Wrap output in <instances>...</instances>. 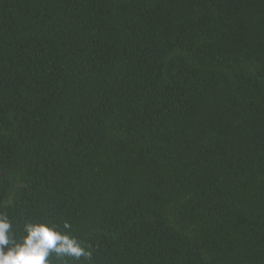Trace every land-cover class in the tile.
<instances>
[{
	"label": "trees",
	"instance_id": "obj_1",
	"mask_svg": "<svg viewBox=\"0 0 264 264\" xmlns=\"http://www.w3.org/2000/svg\"><path fill=\"white\" fill-rule=\"evenodd\" d=\"M0 211L65 264H264V0H0Z\"/></svg>",
	"mask_w": 264,
	"mask_h": 264
},
{
	"label": "clouds",
	"instance_id": "obj_2",
	"mask_svg": "<svg viewBox=\"0 0 264 264\" xmlns=\"http://www.w3.org/2000/svg\"><path fill=\"white\" fill-rule=\"evenodd\" d=\"M71 223L62 227L49 221H26L17 235L5 212L0 211V264H52L54 255L61 264L65 258L91 261L92 250L71 235Z\"/></svg>",
	"mask_w": 264,
	"mask_h": 264
}]
</instances>
